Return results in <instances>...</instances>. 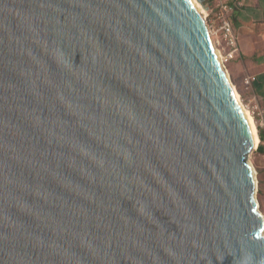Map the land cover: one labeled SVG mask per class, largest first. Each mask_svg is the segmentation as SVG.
<instances>
[{
  "label": "water",
  "instance_id": "95a60500",
  "mask_svg": "<svg viewBox=\"0 0 264 264\" xmlns=\"http://www.w3.org/2000/svg\"><path fill=\"white\" fill-rule=\"evenodd\" d=\"M252 149L189 0H0V264H264Z\"/></svg>",
  "mask_w": 264,
  "mask_h": 264
},
{
  "label": "rangeland",
  "instance_id": "374dc122",
  "mask_svg": "<svg viewBox=\"0 0 264 264\" xmlns=\"http://www.w3.org/2000/svg\"><path fill=\"white\" fill-rule=\"evenodd\" d=\"M198 1H199L198 3L200 4L201 8L205 13L204 14L205 23L210 32L214 46L216 49H218V51L222 56V63L228 73L230 82L233 84L234 88L238 92L240 101L252 115L259 136V131H264V125H261L259 123L260 122L259 115L256 112H252V107L256 99L254 98L253 95L252 86L247 85L244 80H245V76L250 75L248 71L247 61L253 64H256L257 62L260 61H264V42L260 43L257 47V50L252 51L251 54H246L245 52L243 53L239 48V52L236 55H234L233 58H230L228 56L230 53V47L225 37L223 36L219 23L215 19L214 14L216 10L215 7L216 2L214 0H198ZM230 1L232 3V0ZM235 1L236 0H233V2ZM235 6L240 7L242 5L236 4ZM230 18L234 26L232 13L230 14ZM234 30L237 33V29L234 28ZM255 149H252V151L249 153L248 160L250 161V163L252 164L255 170V175L257 179V188H258V181H261L262 193L259 197L256 194V197L259 204V210L264 216V154L256 151Z\"/></svg>",
  "mask_w": 264,
  "mask_h": 264
},
{
  "label": "crops",
  "instance_id": "0c3cea01",
  "mask_svg": "<svg viewBox=\"0 0 264 264\" xmlns=\"http://www.w3.org/2000/svg\"><path fill=\"white\" fill-rule=\"evenodd\" d=\"M238 1L242 6L234 5L233 28L237 29L238 34L235 33L240 50L243 53L251 54L252 51L257 50L260 43L264 42V0ZM247 63L249 74L253 77L251 86L254 98L264 106V61L256 64L249 61Z\"/></svg>",
  "mask_w": 264,
  "mask_h": 264
},
{
  "label": "built area",
  "instance_id": "2783aa9c",
  "mask_svg": "<svg viewBox=\"0 0 264 264\" xmlns=\"http://www.w3.org/2000/svg\"><path fill=\"white\" fill-rule=\"evenodd\" d=\"M216 2L215 7V19L220 25V29L223 33V36L225 37L229 47H230V53L229 57L233 58L234 55H236L239 52V46H238V38L234 31L232 21L230 18V14L234 10V5L238 4L241 5L238 0L231 3L230 0H214ZM245 83L247 85H251L253 81V77L251 75L245 76ZM252 112H256L259 115L260 118V124L264 125V106L260 105L257 100L255 101Z\"/></svg>",
  "mask_w": 264,
  "mask_h": 264
},
{
  "label": "bare ground",
  "instance_id": "6f19581e",
  "mask_svg": "<svg viewBox=\"0 0 264 264\" xmlns=\"http://www.w3.org/2000/svg\"><path fill=\"white\" fill-rule=\"evenodd\" d=\"M190 2H192V4L194 5V7L196 8L197 12L199 13L200 17L202 18V20L205 18L204 16V11L201 8L200 4L198 3V0H189ZM218 58L222 61V56L220 54V52L218 51V49H216ZM227 73V71H226ZM228 74V73H227ZM232 88L234 90V94L240 104V106L242 107L243 111L246 114V118L250 124V130H251V135H252V140H253V149L257 148L258 144L260 143V139L257 133V127L255 125L254 119L252 117V115L250 114V112L244 107V105L242 104V102L240 101L238 92L236 91V89L234 88L233 84H232Z\"/></svg>",
  "mask_w": 264,
  "mask_h": 264
},
{
  "label": "trees",
  "instance_id": "16d2710c",
  "mask_svg": "<svg viewBox=\"0 0 264 264\" xmlns=\"http://www.w3.org/2000/svg\"><path fill=\"white\" fill-rule=\"evenodd\" d=\"M259 138H260V143L258 144L255 150L264 154V144H263L264 131H259ZM261 193H262V185H261V181H258L257 196L259 197Z\"/></svg>",
  "mask_w": 264,
  "mask_h": 264
}]
</instances>
